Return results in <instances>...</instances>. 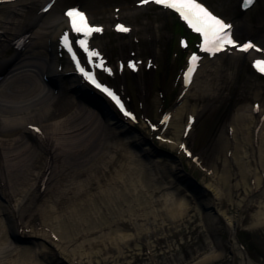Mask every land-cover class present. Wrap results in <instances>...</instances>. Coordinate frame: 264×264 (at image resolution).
Masks as SVG:
<instances>
[{
    "label": "rangeland",
    "instance_id": "1",
    "mask_svg": "<svg viewBox=\"0 0 264 264\" xmlns=\"http://www.w3.org/2000/svg\"><path fill=\"white\" fill-rule=\"evenodd\" d=\"M136 1L138 0H57L47 16L62 17L66 7L79 4L91 13L95 23L108 26L105 33L98 36L94 43L102 48L110 65L114 67L109 81L119 90H124L130 106L138 114L140 124L137 129L157 148L171 154L174 159L162 157L159 162H155V158H150L154 171L157 172L156 177L152 178L147 175L150 172L141 171L140 166L133 168V164L122 160L123 152L120 148L114 149L111 153L112 159L109 157L108 160V168L105 169L101 162L99 168L91 171L93 176H98L104 175L103 170H106V177L100 180L101 183L97 180L91 181L92 188H86V192L83 188L78 190L75 187L82 183L81 180L86 175L66 179L61 186L57 185L50 190L54 197L59 198L58 202L41 204L44 209L42 212L51 213L53 210L55 219L52 220L49 215L36 219L24 218L19 223V230L25 236L30 231L45 234L49 243L48 255L52 258L51 264H61L62 250L74 264H203L200 261L213 253L222 255L204 264H242L241 252L246 253L255 263L264 264V223L257 225V214L262 210L259 203L262 193H253L251 186L246 188L237 185L241 175L232 156L234 139L231 127L238 109L252 107L253 103L264 104V81L252 74L251 59L245 56L237 62L224 59L222 66L202 72L190 95L187 109L181 116L175 115L173 108L180 100V74L189 51H182L178 45L176 20L153 6L128 17H121L120 21L132 26V32L125 36L116 35L112 31V24L116 21L113 11L115 8L122 11L134 8ZM204 1L237 25H244L237 32L241 40L248 37L264 47V38L261 39L264 33V0H258L246 12L240 10L241 0ZM4 7L0 6V9ZM56 39L57 37L55 42ZM191 42L193 47L194 41ZM33 52L32 55L49 57L46 49L37 48ZM14 53L10 47L8 54ZM129 59L143 61L140 72L135 75L126 68L125 72L118 73L117 62H127ZM148 61H151L150 69H146ZM62 92L65 93L63 90ZM63 93L62 96H65ZM192 110L196 113L191 112ZM164 112L174 115L173 125L161 133L169 139L167 143L157 140L156 133L149 134L146 126V119L158 124ZM190 113L196 117V124L185 140L193 156L186 157L180 152L178 144L173 146L171 142L176 143V134H181L180 126L186 124ZM58 120L59 118H54L51 114L45 124L54 125ZM37 126L41 131H47L44 125ZM253 150L254 146L251 152ZM225 159L228 161L232 179L226 186L222 185V188L226 194L232 192L233 200L226 197L221 206L214 194L209 192L208 197L214 199L216 212L226 211L229 216L239 214L241 220L234 230V237L223 218L213 221L207 219L206 214L197 209L195 197L183 188L178 193L181 196L187 195L190 207L185 213L178 211L176 205L172 206L169 203L172 200H165L164 195L167 192L179 189L180 181H175L166 189L151 187L156 184V180L169 181L167 172L174 171L180 179V176L185 175L182 171L185 169L189 178L193 177L201 185L209 184L218 189ZM90 160L92 159L87 156L81 161L87 164ZM142 161L147 162L144 159ZM121 166L127 168L122 173L123 179L130 176L132 180L128 186L122 182L123 194L118 195L115 183L120 176L117 175V170ZM259 166L258 160L253 157L250 168L252 171L249 172L253 177H256ZM43 168L44 162L41 161L38 169ZM250 178L247 175L249 182L252 180ZM66 193H71V196H66ZM86 193L91 194V201L85 200ZM243 197L248 199L247 203L238 211L236 201ZM102 223L105 231L103 237L101 228L86 231L91 224L98 226ZM116 228L131 237L121 240L112 234ZM16 262L19 260L16 259Z\"/></svg>",
    "mask_w": 264,
    "mask_h": 264
},
{
    "label": "bare ground",
    "instance_id": "2",
    "mask_svg": "<svg viewBox=\"0 0 264 264\" xmlns=\"http://www.w3.org/2000/svg\"><path fill=\"white\" fill-rule=\"evenodd\" d=\"M46 1L48 0H38L37 4L21 2L0 9V73L5 75V80L0 86V264H51L52 258L48 255L49 243L45 234L30 231L29 235L25 236L21 232L22 237H26L22 240L17 236L20 221L24 218L36 219L48 215L54 220V211L51 210V213L42 212L44 209L41 207V204L58 202L59 198L51 194V188L62 185L66 179L80 178L86 175V178L81 180L83 184L78 183V186L75 187L78 190L83 188L87 192L89 187L92 188L91 181L97 180L100 182L103 177H106V170H103L104 175L98 176H93L91 171L99 168L101 162H103L105 169L108 168V160L112 159L111 153L114 149L120 148L123 152L122 160L126 163L129 162L130 165L133 164V168L140 166L141 171L150 172L147 175L152 178L157 175L153 168L154 164L150 160L153 153L152 148L148 144H144L143 150L135 151L131 146L132 143L137 144V141H143V137L138 133L132 136L126 134L127 128L130 127L129 123L117 124V122L105 117L98 109L93 108L84 100L76 99L71 91L67 96H62L60 93L53 95L52 89L43 82L42 77H40L41 72H46L48 67L53 68L58 64L54 37L60 35L63 31L61 17H50L36 13L37 9L40 11L45 7ZM141 9L145 8H128L126 12L120 13L119 16L133 15ZM240 26L244 25L239 24L238 27ZM24 35L29 36L24 52L8 55L9 47L11 45L15 46V41ZM50 36L52 37L50 38ZM263 38L264 33L261 39ZM37 48H51V57L43 58L36 54L32 55L31 53H34L33 51ZM242 55L246 54H228L226 51L213 60H205V65L198 70L192 85L187 89L173 113L181 116L187 109L190 95L203 71L222 66L223 59L227 57L237 62ZM246 57L255 59L258 55L248 53ZM52 73L53 71L50 74ZM74 85L76 86V84ZM76 88L79 92L82 90L79 86ZM182 91H185L184 87H182ZM41 107L43 108L41 109ZM191 112L196 113L195 110ZM51 114L59 120L54 122V125H47L45 123ZM263 117L264 104L257 111L254 109L253 104L252 107L244 106L238 109L231 124L234 139L232 156H234L239 166L241 175L237 185L246 188L251 186L253 193H262L261 197L257 195L261 199L259 203L262 209L257 214V225L264 223ZM173 123L174 115L170 119L169 126ZM27 125L33 127L44 125L47 131L42 129L41 132L35 134L30 128L26 127ZM185 127L186 124L181 125V134H176V143L179 146L186 139L184 135ZM6 138L10 139L7 141ZM171 145L174 146L175 144ZM227 145L226 147H228ZM253 146L255 150L251 152ZM143 155L147 156L148 159H144ZM87 156L92 160L87 161V164H85V161L82 162L81 160ZM162 157V155H158L155 162H159ZM253 157L258 160L260 165L256 177L249 173L252 171L250 168L253 165ZM142 159L147 162L144 163ZM41 161L44 162V168L39 170L38 165ZM124 161L123 163H125ZM124 168L127 170L123 166L117 170V175H120L115 183V188H118V195L123 194L121 184L124 183L128 186V183L132 180L130 176L123 179ZM175 169L174 164L173 170ZM100 172H102V169H100ZM247 175L251 177V182L247 179ZM92 176L96 178L93 179ZM167 176L169 181L163 180V182H160L156 180V184L151 187L166 189L175 181H180L179 189L167 192L164 195L165 200L168 202L172 200L173 202L169 203H172V206L173 204L176 205L181 213H185L190 208L187 195L181 196L178 190L183 188L187 192H191L193 197H196L197 209L204 212L205 217L211 221L220 217L223 218L234 237V230L241 220L239 214L229 216L226 211L216 212L214 210L216 206L214 199L208 197V192L214 194L221 206H223L226 197L233 200L232 192L226 194L224 188H222V185L226 186L232 179L226 159L219 176L220 186L218 189L209 184L204 185L205 189L200 188L192 180L189 181L190 184L188 183V185L190 187H188L181 179L176 177L174 171L167 172ZM99 182L98 184L101 183ZM66 196H71V193H66ZM85 197V200H92L89 193H86ZM247 200L246 197H243L236 201L238 211L246 205ZM100 228L103 237L105 232L104 223L98 226L91 224L86 231ZM113 232L112 234H115L121 240L130 236L127 233L122 234V230L119 228L114 229ZM71 242L76 243L75 241ZM236 245L238 246V243ZM221 255L222 253H213L200 263L211 262L221 257ZM241 255L243 257L242 264H257L243 252H241ZM41 256H44V258ZM15 257L19 262H16ZM61 259L62 264H74L68 259L63 250ZM30 260H32L31 263Z\"/></svg>",
    "mask_w": 264,
    "mask_h": 264
},
{
    "label": "snow or ice",
    "instance_id": "3",
    "mask_svg": "<svg viewBox=\"0 0 264 264\" xmlns=\"http://www.w3.org/2000/svg\"><path fill=\"white\" fill-rule=\"evenodd\" d=\"M149 2L160 5L165 9H170L178 14L180 19L183 20L193 32L199 34L201 39L199 48L204 53L215 55L217 52L225 50L228 46L236 48L242 53H247L253 48L258 52L262 51V49L256 47L252 42L245 43L242 46L238 45L232 37L233 26L214 15L207 7L198 2V0H143L144 4ZM252 3L253 0H243L244 7H247ZM49 7H51V5H49ZM47 10L48 9L46 8L45 11ZM65 16L68 18L71 32L76 36L75 43L77 47L83 51L86 57L87 65L111 74V70L106 68L103 61L100 60L99 53L89 47V40L93 33H99L102 29L90 26L86 14L78 9L73 8L68 10L65 13ZM116 30L120 32L129 31L128 28L122 25H118ZM61 44L69 53L77 70L83 78L101 93L109 97L125 116H130L131 114L125 110L118 95L100 83L96 78L95 72L86 70V67L80 62V59L72 46V40L70 39L68 32L63 34ZM199 59L200 57L195 53L190 57L189 69L185 77L186 84L189 82L192 73L195 71ZM129 67L134 68V65H129ZM254 67H256L259 72L264 73V60H257ZM35 131L39 132V129H35Z\"/></svg>",
    "mask_w": 264,
    "mask_h": 264
}]
</instances>
